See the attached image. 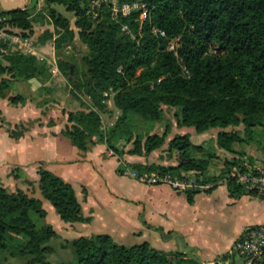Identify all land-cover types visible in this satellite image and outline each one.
I'll use <instances>...</instances> for the list:
<instances>
[{
    "label": "trees",
    "instance_id": "1",
    "mask_svg": "<svg viewBox=\"0 0 264 264\" xmlns=\"http://www.w3.org/2000/svg\"><path fill=\"white\" fill-rule=\"evenodd\" d=\"M42 1L72 13L77 32L50 8L53 30H45L37 42L52 40L55 51L72 50L76 41L86 47L80 66L71 57L57 59L58 70L79 103L80 110L68 114L71 126L64 131L79 151L87 153L103 143L119 158L148 157L164 144L166 134L134 139L128 118L158 122L163 107L175 110L180 127L193 128L198 134L219 130L218 149L233 155L241 154L235 144L243 141L236 128L251 133L256 127H264V0H138L147 10L143 23L140 11L113 19L108 2L92 8L91 2L97 0ZM30 11L5 13L14 26L31 30ZM123 25L130 35L121 31ZM176 39L175 50H169ZM46 74L51 76L49 67L39 63L35 53L0 52V97H6L14 81L32 79L39 81L47 93ZM105 93L112 94V104L120 111L107 132L101 125V112L107 108ZM81 96L89 98L90 107ZM8 101L16 105L25 99L17 95ZM6 130L18 138L26 128ZM130 143L131 149L125 151ZM189 149L199 150L200 146H194L189 135L176 136L167 148L170 154H177L176 166L139 164L131 168L139 174H169L183 180L185 174L194 173L195 186L215 184L227 173L208 175L207 161ZM38 175V189L61 221L89 223L70 184L43 168L38 169ZM227 186L232 196L243 193L234 180ZM197 191L185 192L188 202ZM36 218H46L41 200L0 185V264L4 255L21 264H53L46 256L54 252L50 243L57 234L48 224L38 227ZM7 235L23 238L25 243H7ZM66 242L71 260L61 264H203L189 253L156 249L148 242L126 245L106 234L79 236Z\"/></svg>",
    "mask_w": 264,
    "mask_h": 264
},
{
    "label": "crops",
    "instance_id": "2",
    "mask_svg": "<svg viewBox=\"0 0 264 264\" xmlns=\"http://www.w3.org/2000/svg\"><path fill=\"white\" fill-rule=\"evenodd\" d=\"M32 1L35 0H0V8L4 12L28 9ZM72 29L77 32L74 25ZM49 41L52 42V61L43 56L48 51V41L31 48L39 63L47 62L51 76L46 74L43 78L49 80L46 83L49 91L45 93L42 84L32 79L16 82L5 93L6 97H0L3 119L0 124V185L41 200L47 218L50 212L47 201L38 189V169H46L72 186L83 216L90 219L85 224L60 220L57 225H80L82 229H92L94 234L112 238L138 234L139 243L147 241L156 249L189 253L203 264H235L237 259L230 255L233 243L247 228L264 223V198L242 188L243 193L232 196L227 186L232 173L256 163L250 164V159L241 158L246 150L238 145L244 140L235 144L241 154H230L231 161H237L231 165L236 167L215 184L195 186L200 189H195L198 191L191 202L187 201L185 192H177L168 185L136 181L129 175V167L146 165L148 157L124 155L119 158L103 143L83 153L65 136V129L71 126L68 114L80 108L50 86L53 79L62 75L58 60L54 58L53 41ZM81 46L85 53L86 47ZM75 61L78 64L80 60ZM17 95L25 102L10 104L8 98ZM81 100L91 106L88 97L81 96ZM114 109L119 116L120 111ZM19 126H24L26 131L18 138L11 137L6 129ZM236 129L242 130L241 127ZM129 149L131 147L125 151ZM247 155L253 157L252 153Z\"/></svg>",
    "mask_w": 264,
    "mask_h": 264
},
{
    "label": "rangeland",
    "instance_id": "3",
    "mask_svg": "<svg viewBox=\"0 0 264 264\" xmlns=\"http://www.w3.org/2000/svg\"><path fill=\"white\" fill-rule=\"evenodd\" d=\"M110 0H97L91 2V7H97L100 2H108ZM31 15L30 19L33 21V27L31 30L27 29L25 32L21 28H17L19 31L15 34L16 41L11 43V45L5 46L0 43V52L1 53H8V52H17V53H34L31 52L32 45H36L38 42V37L45 31V30H53V26L51 25V20L49 18V10L50 8L54 9L57 13L65 17L69 23L70 27L73 28L74 23V15L70 12H67L63 6L60 5H51L46 6L44 1L37 2L32 1L31 5ZM22 30V31H21ZM51 41H48L46 44V49L43 53L44 58L47 60H53L52 56V49H51ZM76 49H66L62 51H55V59L61 58H73L74 60L79 59L78 66H80L81 58L84 55V49L79 42H75ZM14 48V49H12ZM41 63L47 66V62L41 61ZM19 81H15L12 83L13 85ZM21 82V81H20ZM55 88V91L60 93V96H67L74 105L78 106L79 103L73 99L70 94V86L68 85L67 81L63 76H58L53 79L52 84ZM109 96L106 97V105L107 108L101 112V125L103 127V132H107L113 124L116 122L118 113H116L114 106L112 104V94H108ZM175 110L169 107H163L162 109V118L158 122L149 123L145 122L137 116H130L128 118V123L133 133L134 139H142L146 136L156 135L158 137H162L165 135L164 144L159 147L158 149L152 151L148 158L146 159V164H157L162 166H176L178 164V156L176 153H169L167 151L169 142L176 136L182 135H189V139L194 146H200L199 150L189 149L192 152L196 153V156L199 159H204L208 163V171L207 174L210 176H219L222 171L233 170L232 167L231 156L229 153L218 149L217 147V134L219 130H211L205 134H198L195 132L193 128L187 127H180L177 124V119L174 116ZM0 124H3V119L0 117ZM18 130V129H17ZM229 130V129H228ZM237 133L241 136L244 140L242 144L238 145L244 151L241 155V158L245 157L250 159L249 162L251 164L259 161L264 163V127H256L252 130L251 133H244L241 129H235ZM132 147L131 143L126 145L125 148ZM169 153V154H168ZM247 153H252V156L247 155ZM255 164V163H254ZM242 166V165H241ZM240 166V167H241ZM132 167V166H131ZM129 167V172H135L132 168ZM238 167V166H237ZM138 173V172H136ZM169 175V174H167ZM194 173L185 174V180L187 183L191 184L190 190L200 189V187H195L194 184ZM224 176V175H223ZM179 179L177 176H172ZM223 177L219 178L222 179ZM47 209L50 211L49 215L46 219L40 220L38 218L35 219L36 225L40 227L43 223L52 226L53 230L56 232L57 236L51 240L50 245L53 247L54 252L48 254L46 257L48 261L53 264H61L62 262H68L71 260L70 250L66 240L71 238H76L79 236H83L86 238H91L96 235L94 234L92 229L85 230L82 229L80 225L71 226H59L57 222H61L57 213L53 209V207L46 202ZM139 235L138 234H127V235H114L113 239L116 240L118 243L122 244H133L139 243ZM7 243L17 242V243H25V239L18 238L13 235H7L6 237ZM145 239H148L145 237ZM147 242V241H143ZM142 243V242H141ZM154 243V242H152ZM151 245V244H150ZM3 264H21L18 259L11 258L8 255H4Z\"/></svg>",
    "mask_w": 264,
    "mask_h": 264
},
{
    "label": "built area",
    "instance_id": "4",
    "mask_svg": "<svg viewBox=\"0 0 264 264\" xmlns=\"http://www.w3.org/2000/svg\"><path fill=\"white\" fill-rule=\"evenodd\" d=\"M109 7L113 19L119 16L126 17L132 11L141 12L139 17L141 23L147 19L146 6L138 0L122 3H119L118 0H110ZM17 28L10 22L9 16L0 8V43L8 47L14 43L16 41L15 34L19 31ZM22 30L25 32L27 29ZM121 31L130 35L126 25L122 26ZM153 31L164 36L163 32ZM131 37L133 38V36ZM176 41L177 39L168 46L169 50H175ZM108 94L105 93L104 96L108 97ZM129 175L142 184L168 185L177 192H186L191 188L190 183L167 174L130 172ZM227 180H234L245 192L264 198V163L247 166L243 170L232 173ZM230 255L237 259L235 264H264V223L244 230L242 235L233 243Z\"/></svg>",
    "mask_w": 264,
    "mask_h": 264
}]
</instances>
